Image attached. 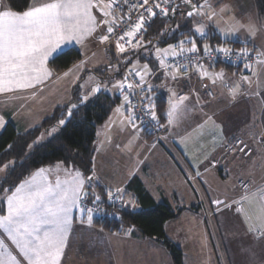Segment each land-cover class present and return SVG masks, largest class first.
<instances>
[{
  "label": "rangeland",
  "instance_id": "rangeland-1",
  "mask_svg": "<svg viewBox=\"0 0 264 264\" xmlns=\"http://www.w3.org/2000/svg\"><path fill=\"white\" fill-rule=\"evenodd\" d=\"M191 2L195 4L194 0H191ZM196 5H203V8H198L186 22V14L181 17L183 22L187 23L188 30L194 34V37H187V40L195 39V36L202 37L194 32L197 26L203 27V36L217 31L224 40H232L238 37L237 35L243 30L253 34L259 29L258 25L256 28L249 24L245 26L241 13L236 11L232 0H220L218 3L215 0H197ZM4 7H6L5 1L2 3L0 10ZM114 16L117 20L119 17L117 11L114 12ZM98 17L101 20L103 19L101 16ZM107 19L111 22L112 17ZM250 27L252 30H250ZM169 46H174L176 51L180 47L178 42L167 46L145 49L142 55V58H146L145 61H142V58L139 57L135 58L142 51L139 47L120 54L119 60L112 54V66L121 75H123L122 66H126L129 71L136 73L137 70H143L145 64L148 65L147 60L161 64L163 57L172 55ZM157 48L162 51L157 53ZM251 48L253 49V47ZM163 50L168 51L165 53ZM253 50L256 51L255 49ZM106 53L107 51L103 48L99 50L97 55L102 60V58L106 57ZM131 60L133 62L129 64L128 61ZM87 63L91 64V59ZM238 69L241 71L240 74H237L236 70L229 71L223 67L207 70L209 76L206 81L210 82V90L213 92H211L210 96H215V109L210 110L209 108L207 111L209 115L201 112L205 114L204 117H197L198 109L193 102L189 104L186 116L183 117L185 121L182 124L176 122L179 117L177 115L178 111L177 113H174V111L172 113L173 116L171 115L174 118V120H171L173 131L175 132L176 129L179 134L185 136L184 144L192 152L194 160H200L198 157L199 153L209 152L210 154L214 152L213 156L209 157L213 169L212 173L206 178L207 187L204 189L193 174V180L194 178L196 179L194 181L191 179L192 186L189 194L186 195L187 204L192 207H200V215L203 218L206 216V223L203 219L204 222L200 223L198 229L201 243L205 238V246L201 247L202 249L205 247L209 264H264V224H261L257 219L261 207H264V77L259 78L260 83L259 81L255 83L252 69ZM148 71L149 73L151 72L149 65ZM177 72L179 74L176 77H180L182 71ZM220 73L223 74L222 78H218ZM245 76L248 78L247 80L243 79ZM175 82L174 80L171 84L166 85L164 83L153 84V87H151V89L156 87L164 90L170 108V110L168 108V111L171 112L172 106H178V103H180L177 97L183 86L182 84L180 87ZM117 83V85L114 84V88L119 87L121 79ZM96 86L94 84L91 88H97L98 86ZM230 89L231 91H229ZM91 92L93 91L91 90ZM95 92H99V90ZM226 103L230 104V108L227 111L222 110L223 105H226ZM126 105L127 102L123 98L120 101V106L125 107ZM41 124L42 122L40 121H32L23 127L33 129L41 126ZM137 127L139 128H137L139 133L143 135L142 128ZM59 130L60 127L56 126L42 131L38 138L31 143L28 151L31 152L36 146L49 140ZM150 138L153 139L152 137ZM237 142L238 144L236 145ZM134 143H136V139ZM227 146L229 147L228 150H226ZM243 147L244 150H242ZM226 157H230V168L222 171L221 164L216 168L218 162H222V159ZM13 166L14 161L8 160L0 167V181L6 178L8 169ZM41 169L44 170L43 176L53 186L57 178L62 182L66 179L71 180L77 171L80 172L76 167H73V170H68L61 163ZM36 172L23 182L31 180ZM86 184L91 185V188L94 186L93 182H86ZM15 188L11 191L5 190L0 195V199L4 203L2 214H7V196L11 195ZM85 191L87 192V190ZM112 192L115 193V190ZM245 197L249 199H245ZM123 200L125 203L130 200L136 201L132 195L125 196V194H123ZM217 200L222 201V203L219 205L213 203V201ZM139 209V206L136 207V210ZM70 215L72 222L69 225L67 241L60 264L65 263L64 255L69 251V246L75 245H81L83 249L94 250L97 252V256L100 254L102 257L101 261L97 258V262L88 260L86 263H152L149 260L150 254L148 255L146 244L155 243V241L151 239H139L138 241L134 235H140L139 230L129 228L124 234L115 235L117 238H108L111 234L102 231L103 241L101 242V236L98 233L75 230L77 229L75 224L89 228L93 227L89 224L87 215L76 208L72 210ZM75 215L77 217L76 223ZM249 227H252V231H249ZM176 238L178 243L183 241L181 235L180 237L177 235ZM0 241L4 242V248L0 249V259L8 261V254L11 253L21 261V264H27V260L19 253V250L3 229H0ZM143 245H145L144 248ZM158 263L168 262L163 261L162 257V260L160 261L159 259ZM196 263L194 262V264Z\"/></svg>",
  "mask_w": 264,
  "mask_h": 264
},
{
  "label": "crops",
  "instance_id": "crops-1",
  "mask_svg": "<svg viewBox=\"0 0 264 264\" xmlns=\"http://www.w3.org/2000/svg\"><path fill=\"white\" fill-rule=\"evenodd\" d=\"M194 1L196 4L197 0ZM218 1L220 0H215L217 3ZM232 1L236 11H240L245 26L249 24L256 28L258 25L259 29L253 34L243 30L237 35L238 37L232 40H224L219 36L222 40L230 43L235 42L251 46L262 56V63L260 62L256 66L248 68L253 70L252 76L255 83H257L260 77H264V19L258 13L254 4L255 0ZM48 2H51V0H31L30 7L40 6ZM182 9H186V7H182ZM2 10L9 9L6 6ZM93 15L97 17L99 26L93 33L85 35L80 43L73 41L71 44L64 45L60 53L49 57L45 68L50 75L45 77L43 82L27 88L12 86V90H8L7 84L3 85V90L0 91V117H3L4 124L0 126V134L9 122L13 123L20 131L30 130L23 126L32 121L43 122L52 115L57 107L69 104L76 88L81 93L83 103L89 102L99 94L115 97L122 93L123 88H114V84L117 85L118 80L121 79V83L125 85L124 77L119 71L114 70V66H112L113 58L109 47L99 41L100 35L107 34L106 27L108 25L100 24L101 19L98 16L101 15L96 9H93ZM188 19L190 17L187 16L185 22ZM103 48L107 53L106 57L101 60V57L97 54ZM69 49L78 50L82 54V60L67 70L56 73L49 65L50 60ZM177 52H179V47ZM89 59H91V64L87 63ZM133 60L128 61V63L131 64ZM110 68L112 69L110 70ZM102 69H105L103 73H101ZM208 69L210 67L189 69L182 71L180 77H176L179 74L178 72H159V68L156 71L150 68L151 72L149 73L148 71L145 74V81L151 87H153V84L159 83H164V85L171 84L174 80L176 81L175 84L180 85V87L183 84L177 98L180 100L181 97H187V99L183 102L180 101L174 112L177 113L178 111L177 115L179 117L176 122L182 124L185 121L183 117L186 116L188 106L192 102L198 109L197 117H204L209 108L210 110L215 109V96H210V92H212L210 90V82L206 81L209 76ZM98 70L100 71L98 72ZM94 84L98 86L99 92H91V86ZM148 86L147 95L149 98L153 100L157 96L162 95L166 99L164 90L156 87L149 90ZM166 103V138L168 147L156 143L153 139L146 138L139 133L138 127L131 117L128 105L121 107L119 103L115 107L111 117L97 129L92 179L88 180L76 167L85 180L87 193L97 195L96 186L102 187L105 191H114L117 187L125 191L127 185L134 178H138L155 203L168 201L173 204L174 197H178L183 201L186 208L192 207L186 202V195L190 192L191 181L193 180H191L190 175L194 174L205 189L207 187L206 178L212 173L213 169L209 157L213 156L214 152L210 154L209 152L199 153L198 157L200 160L193 159L192 152L184 144L185 136L179 134L176 129L174 132L172 124L169 123V120H174V118H172L173 114L171 117L169 116L171 111H168L167 99ZM229 108L230 104L226 103V105H223L222 110L227 111ZM135 139L136 143H134ZM229 160L230 157L223 158L222 162H218L217 166L215 165L216 168L221 164V170H227L231 166V160ZM63 166L65 165L63 164ZM73 167L75 166H65L68 170H73ZM86 182H93L94 189L91 188V185H87ZM136 207L138 206L136 205ZM0 215L5 214L0 213ZM205 217L203 218L200 214L196 215L190 211H183L176 219L166 224L165 230L168 238L180 247L184 253V264H194V262H197L196 264L210 263L207 260L208 254L207 252L205 253V247L203 249L201 247L205 246V238L201 243L198 229L200 223L204 222L203 219L206 223ZM76 218L75 215V223ZM75 226L77 228L75 230L79 232L98 233L101 236L100 241H103V235H101L104 232L103 230L76 224ZM115 235L111 234L108 238H117ZM177 235L179 237L181 235L183 238L181 243L177 242ZM134 236L138 241L139 239L146 240L141 238L139 234ZM144 247L145 245H143ZM162 248L156 242L146 244L148 255L150 254L149 260L152 263H86L88 260L97 262V258L101 261L102 257L100 254L97 256V252L94 250L83 249L81 245H75L69 246V251L64 255L65 263L63 264H172L168 252ZM162 257L163 261L168 263H158V260L160 259L161 261ZM199 261L200 263H198Z\"/></svg>",
  "mask_w": 264,
  "mask_h": 264
},
{
  "label": "snow or ice",
  "instance_id": "snow-or-ice-1",
  "mask_svg": "<svg viewBox=\"0 0 264 264\" xmlns=\"http://www.w3.org/2000/svg\"><path fill=\"white\" fill-rule=\"evenodd\" d=\"M171 2L172 0H151L152 6H149L150 0H139L138 4L131 5L130 9L142 8L144 11L123 35L117 37L115 44L117 51L123 54L128 51V46L133 49L140 47L137 34L145 27V13L148 17H155L158 13L167 16L169 11L175 14L176 7H169ZM183 2L190 6V10L187 11L189 17H192L198 8H203V5L192 4L191 0H183ZM126 3L127 0H107V2L106 0H51L40 6H32L23 12L0 10V91L5 84L8 85V90H12V86L27 88L43 82L44 78L50 75L45 68L49 57L60 53L64 45L73 41L80 43L85 35L93 33L99 26L97 17L93 15V9H96L103 18L100 24L108 25L107 34L100 35L99 41L108 42L116 24L114 12L117 10L123 12L122 5ZM108 17H112L111 22ZM128 19L131 20V17L129 16ZM194 32L204 35L202 26L195 27ZM134 40H137V43H133ZM188 43L191 44L189 52L198 51L195 39H189ZM183 44L184 41L179 42V53L174 46H169L173 57L184 52ZM156 51L159 53L162 50L157 48ZM163 51L167 53L168 50ZM216 51L228 55L232 50L218 48ZM204 54H209L207 46ZM240 54L248 55L246 50H242ZM245 67L249 66L245 65ZM146 73H148L147 64L144 65L143 70H137L135 73L139 77L136 86L141 90L146 86ZM222 76V73L218 74V78ZM243 79L248 78L245 76ZM119 87L123 88V83ZM127 87L131 90L133 84L129 83ZM148 87L151 90V86ZM98 90V87L92 89L93 92ZM186 99L187 97H181L180 101ZM176 108L177 105H173L172 112ZM149 112L155 120L154 112H151V109ZM172 112L169 113L170 117ZM60 123L63 124L64 121L61 120ZM3 124V117H0V126ZM43 172L44 170L40 169L31 180L21 183L11 195L7 196V214L0 215V229L7 233L19 253L27 260V264H60L69 225L72 222L70 215L72 210L76 208L82 213L86 211L88 222L91 224L93 209L82 207V198H87L88 193L85 191V180L80 172L77 171L71 180L66 179L62 182L57 178L54 186L43 176ZM91 179L92 177H88V180ZM123 194L124 189L119 187L116 188L115 193L108 191V202L112 203L115 197L123 207L135 211L136 201L130 200L125 204ZM245 199L249 198L245 197ZM100 200L99 195L93 194L92 202ZM213 203L219 205L222 201L217 200ZM257 219L264 224V207H261ZM249 231H252V227H249ZM2 248L4 242L0 241V249ZM0 264H21V261L9 253L8 261L0 259Z\"/></svg>",
  "mask_w": 264,
  "mask_h": 264
},
{
  "label": "trees",
  "instance_id": "trees-1",
  "mask_svg": "<svg viewBox=\"0 0 264 264\" xmlns=\"http://www.w3.org/2000/svg\"><path fill=\"white\" fill-rule=\"evenodd\" d=\"M4 1L9 10L17 12L27 10L31 4V0ZM255 5L259 15L264 19V0H255ZM181 17L182 14L178 16L176 22L169 21L168 17L153 21L139 47L142 51L136 57L142 58L145 49L176 44L180 41H184L183 53L188 52L191 44L186 38L194 37V34L188 30L187 23H184ZM195 42L199 52L205 51V45L208 50L227 44L245 45L224 41L215 31L200 38L195 36ZM172 56L163 57V61ZM80 60H82V54L76 49H69L50 60L49 65L56 73H61ZM141 60L145 61L146 58ZM147 62L154 71L161 68L160 63H154L152 60H147ZM204 67H210V69L223 67L229 71L236 70L237 74L241 73L240 69L229 65L203 64L201 67H189V69ZM103 72L104 69L101 70V73ZM123 98L126 101L122 93L115 97L99 94L89 102L83 103L81 93L76 88L72 101L67 105L57 107L52 115L42 122L41 126L23 132L9 122L0 134V167L8 160H13L14 166L8 169L6 178L0 181V195L5 190H13L37 170L57 163L67 167L75 166L87 178L92 177L97 129L111 117L115 107ZM150 100L155 107L158 120L166 126V99L159 95L153 100L150 98ZM61 120L64 121L63 124L60 123ZM56 126L60 127L56 135L36 146L31 152L28 151L31 143L38 138L42 131ZM143 136L150 138L144 131ZM96 190L101 200L94 202L98 205L99 212L93 215L91 222L93 227L116 235H122L127 229L135 228L140 231L141 238L154 240L162 246L168 252L172 264H184L182 249L168 238L165 227L168 222L176 219L183 211L200 214V207L186 208L178 197H174L173 204L168 201L155 203L138 178H134L127 185L124 194L134 197L137 206L140 207L139 210L133 211L129 208L112 205L108 202L107 191L99 186H96ZM86 200L91 203L93 195L88 192ZM3 211L4 203L0 199V213Z\"/></svg>",
  "mask_w": 264,
  "mask_h": 264
},
{
  "label": "built area",
  "instance_id": "built-area-1",
  "mask_svg": "<svg viewBox=\"0 0 264 264\" xmlns=\"http://www.w3.org/2000/svg\"><path fill=\"white\" fill-rule=\"evenodd\" d=\"M181 1L183 0H172L169 7H176ZM3 0H0V9L2 7ZM139 3V0H127L126 4H123L122 7L124 8V11L121 12L117 10L118 12V19L116 20V24L114 25V32L112 33L110 39L108 42L105 43L111 50V53L113 56L119 60L120 54L116 47V39L118 36L123 35L124 31H126L132 24H134L137 21L138 15L140 13H143V9H137V8H131V5H136ZM149 6L151 5V0L149 3ZM171 11H169V14ZM164 16L162 14H157L155 17H148L145 13V27L141 30V33H138V42L141 46L144 41V35L147 32V30L152 26L153 21L156 19H164L169 16ZM123 16V19L121 17ZM131 17V20L128 19V17ZM121 43H125V41H121ZM133 43H137V40H134ZM218 48H228L231 49V53L228 55H225L224 53L216 51ZM128 50H133L131 46H128ZM246 50L248 55H241V51ZM209 54L205 55V51L202 52H185L180 55H176L175 57H169L166 58L163 61V66L159 69V72H169V71H184L186 69H189V67H201L203 64L208 65H229L234 68H241V69H248L256 65L261 61V55L258 54L256 51H254L250 46L242 45V46H232V45H222L214 47L213 49L208 50ZM245 65H248L249 67H245ZM122 72L125 80V86L122 90V95L127 99V105L131 109V117L133 119V122L142 128V131H144L147 135L152 137L155 142L165 145L168 147L167 139H166V127L158 120L156 116L155 107L150 100L149 97H147V86L148 83L146 82V86L144 90H141L140 87H137L136 85L139 82V77L135 75V72L129 71L126 66H122ZM129 83L133 84V88L130 90L128 89L127 85ZM229 89V87H227ZM211 93V92H210ZM149 109H151V112H154L156 119L153 120L152 116L149 112ZM238 142L236 143V145ZM236 147V146H235ZM229 147H226V150H228ZM244 150V147L242 148ZM215 164V163H214ZM190 178L193 179V177ZM243 184V183H241ZM124 201V200H123ZM125 203V202H124ZM112 205L118 206L123 208L122 204L119 201L114 200ZM82 207L85 208H91L93 209V215L97 214L99 212V207L94 202L89 203L86 198L82 199ZM85 215H87V212H83Z\"/></svg>",
  "mask_w": 264,
  "mask_h": 264
},
{
  "label": "water",
  "instance_id": "water-1",
  "mask_svg": "<svg viewBox=\"0 0 264 264\" xmlns=\"http://www.w3.org/2000/svg\"><path fill=\"white\" fill-rule=\"evenodd\" d=\"M193 4V3H192ZM178 6V7H177ZM176 6V12L175 14H173L172 12L169 14L168 16V20L173 22V21H177L178 20V16L179 15H183V14H186L187 15V11L190 10V6L188 4H185L183 1H181L178 5ZM182 7H186L185 10L182 9ZM189 17V16H188ZM174 22V23H175Z\"/></svg>",
  "mask_w": 264,
  "mask_h": 264
}]
</instances>
